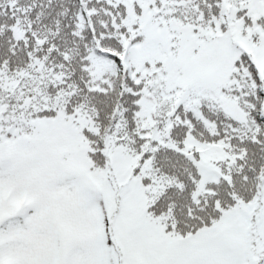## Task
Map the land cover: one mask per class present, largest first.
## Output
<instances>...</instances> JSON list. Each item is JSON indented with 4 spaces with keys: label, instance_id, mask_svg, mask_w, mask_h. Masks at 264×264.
<instances>
[{
    "label": "snow or ice",
    "instance_id": "1",
    "mask_svg": "<svg viewBox=\"0 0 264 264\" xmlns=\"http://www.w3.org/2000/svg\"><path fill=\"white\" fill-rule=\"evenodd\" d=\"M0 264H264V0H0Z\"/></svg>",
    "mask_w": 264,
    "mask_h": 264
}]
</instances>
